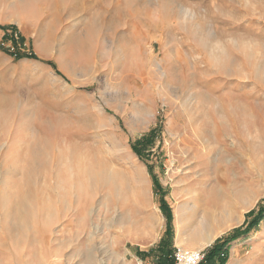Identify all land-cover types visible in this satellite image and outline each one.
Instances as JSON below:
<instances>
[{
    "label": "rangeland",
    "instance_id": "obj_1",
    "mask_svg": "<svg viewBox=\"0 0 264 264\" xmlns=\"http://www.w3.org/2000/svg\"><path fill=\"white\" fill-rule=\"evenodd\" d=\"M178 249L264 264V0H0V264Z\"/></svg>",
    "mask_w": 264,
    "mask_h": 264
},
{
    "label": "built area",
    "instance_id": "obj_2",
    "mask_svg": "<svg viewBox=\"0 0 264 264\" xmlns=\"http://www.w3.org/2000/svg\"><path fill=\"white\" fill-rule=\"evenodd\" d=\"M205 257L203 250L178 249L174 254L175 264H200Z\"/></svg>",
    "mask_w": 264,
    "mask_h": 264
},
{
    "label": "bare ground",
    "instance_id": "obj_3",
    "mask_svg": "<svg viewBox=\"0 0 264 264\" xmlns=\"http://www.w3.org/2000/svg\"><path fill=\"white\" fill-rule=\"evenodd\" d=\"M210 144H211L212 147L210 148L209 152H212V153H209L207 156L212 161H218L221 150H220V148L217 146V144L214 141H211ZM178 211L179 210L177 209L176 212H178ZM180 211H182V215L180 217H179V215H176L177 221H183V219L186 218V212L184 211V207L183 206L181 207ZM150 219L154 220L155 222H157L159 218H158V215L156 213H151L150 214ZM178 241L180 242V241H182V239L179 238ZM211 241H212L211 238H206L204 240V243L202 244V246L209 244ZM199 248L201 249V246Z\"/></svg>",
    "mask_w": 264,
    "mask_h": 264
},
{
    "label": "trees",
    "instance_id": "obj_4",
    "mask_svg": "<svg viewBox=\"0 0 264 264\" xmlns=\"http://www.w3.org/2000/svg\"><path fill=\"white\" fill-rule=\"evenodd\" d=\"M170 255V254H169ZM171 256V255H170ZM169 256V258H171L172 257V259L169 261L170 262V264H174V258H173V255L170 257ZM208 256V255H207Z\"/></svg>",
    "mask_w": 264,
    "mask_h": 264
}]
</instances>
